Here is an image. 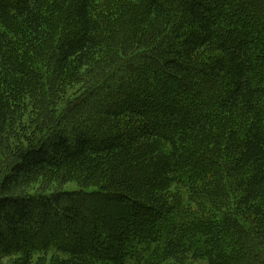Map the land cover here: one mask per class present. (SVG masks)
<instances>
[{
    "label": "trees",
    "instance_id": "trees-1",
    "mask_svg": "<svg viewBox=\"0 0 264 264\" xmlns=\"http://www.w3.org/2000/svg\"><path fill=\"white\" fill-rule=\"evenodd\" d=\"M121 1L0 0V261L264 264V0Z\"/></svg>",
    "mask_w": 264,
    "mask_h": 264
},
{
    "label": "rangeland",
    "instance_id": "rangeland-1",
    "mask_svg": "<svg viewBox=\"0 0 264 264\" xmlns=\"http://www.w3.org/2000/svg\"><path fill=\"white\" fill-rule=\"evenodd\" d=\"M103 2H107L109 4V6H112L114 3H115V0H103ZM126 0H122L121 1V5L123 3H125ZM107 9H111L113 11H117L118 8L116 7H105ZM45 51H47V54H50V49H44ZM99 63V61H98ZM99 66V64H97V61L94 59V62H91V64L89 65L88 68H84V69H81L79 70L77 68V64L76 63H73L70 67V69L66 70V71H63L61 73V76L63 77V79H67L68 77H70L71 79H73V81L75 82V86L74 87H77V85L79 84L80 81H82L83 78L87 77V78H93L95 75V72H96V68ZM127 73L131 76V74H140V70L138 69H132L133 67L131 66H127ZM172 89V88H171ZM210 91L213 90V88H209ZM170 91V90H169ZM171 92V91H170ZM184 96L185 97V100H189V99H192L193 96L192 94H183L181 95V101H184V98L182 97ZM208 95H206L207 97ZM180 101V102H181ZM201 107V105H197V106H194L192 107L193 109H199ZM43 179H39L35 182H33L31 185H29V188L27 190H29L30 192H36V190H38L39 188L43 187ZM45 181H47V185H48V188L46 191H49L55 187H58V181H51L49 179H45ZM59 188L63 191H66V192H69V191H77V185L74 183V182H69V183H66L62 186H59ZM166 194H167V197H169L170 200H178L180 202L184 201L183 199V193H182L180 196H177L175 195V193L171 190V189H166L165 190ZM48 193V192H47ZM37 256H39V254H37ZM189 261L186 262L185 264H208L207 261L205 260H194V259H188ZM1 264H9L10 263V258H3L1 259L0 261ZM164 264H172V263H164Z\"/></svg>",
    "mask_w": 264,
    "mask_h": 264
}]
</instances>
